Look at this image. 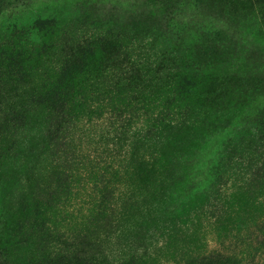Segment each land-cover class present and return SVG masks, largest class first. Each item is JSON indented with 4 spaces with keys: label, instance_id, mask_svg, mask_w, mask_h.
Returning a JSON list of instances; mask_svg holds the SVG:
<instances>
[{
    "label": "rangeland",
    "instance_id": "374dc122",
    "mask_svg": "<svg viewBox=\"0 0 264 264\" xmlns=\"http://www.w3.org/2000/svg\"><path fill=\"white\" fill-rule=\"evenodd\" d=\"M88 30L104 39L62 90H85L119 45L186 73L162 158L98 109L47 139L43 54ZM0 109V264H264V0H0ZM133 116L125 130L151 119Z\"/></svg>",
    "mask_w": 264,
    "mask_h": 264
},
{
    "label": "trees",
    "instance_id": "16d2710c",
    "mask_svg": "<svg viewBox=\"0 0 264 264\" xmlns=\"http://www.w3.org/2000/svg\"><path fill=\"white\" fill-rule=\"evenodd\" d=\"M103 39L101 34L94 30L82 31L79 34L64 33L43 54L44 57L52 59L50 61L52 66H49L52 72L50 75L47 74L49 77L45 75L47 78L45 81L51 94L58 97L56 100L59 104L56 108L50 105L51 109L39 120V123L44 125L49 142L56 143L68 115H72L73 111L78 112L77 114L95 113L98 109L113 117L116 126L129 133V138L133 140L132 144L136 145L138 154L149 155L150 159L156 161L163 157L162 144L170 132L178 130L179 117H181L179 112L173 110L176 102L181 100V94L175 91L170 83L175 84L176 79L185 78L186 73L177 65V58L171 53H148L147 50L119 45L111 56L109 68L103 73L95 70L92 77L94 81L87 82L85 90H78V84L75 85L77 89L72 93L62 90L69 87L68 80L73 74L74 59L82 48L100 43ZM106 43L110 44L109 41ZM58 58L59 60L56 61ZM105 72L107 74H104ZM164 80L168 88L160 86V92L155 93L157 97L144 98L140 94L148 91L146 85L156 88L157 84ZM148 92L151 93L150 90ZM1 111L0 109V113ZM139 111L150 114L149 124L140 126V123H137L138 128L125 130L129 122H132L133 114ZM53 255L55 252L52 251L46 256ZM5 258L6 253L0 248V260L4 262Z\"/></svg>",
    "mask_w": 264,
    "mask_h": 264
}]
</instances>
